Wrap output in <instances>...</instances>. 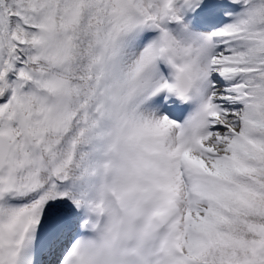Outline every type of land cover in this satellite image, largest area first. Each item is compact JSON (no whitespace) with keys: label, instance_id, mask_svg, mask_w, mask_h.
I'll use <instances>...</instances> for the list:
<instances>
[{"label":"snow or ice","instance_id":"6c2138e0","mask_svg":"<svg viewBox=\"0 0 264 264\" xmlns=\"http://www.w3.org/2000/svg\"><path fill=\"white\" fill-rule=\"evenodd\" d=\"M0 264H264V0H0Z\"/></svg>","mask_w":264,"mask_h":264}]
</instances>
